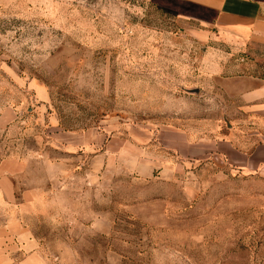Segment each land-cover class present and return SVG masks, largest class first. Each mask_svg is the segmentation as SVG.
Returning <instances> with one entry per match:
<instances>
[{"label":"rangeland","instance_id":"1","mask_svg":"<svg viewBox=\"0 0 264 264\" xmlns=\"http://www.w3.org/2000/svg\"><path fill=\"white\" fill-rule=\"evenodd\" d=\"M204 16L183 0H0V159L23 163L0 264H264V175L198 151L264 132L227 95L222 78L247 71Z\"/></svg>","mask_w":264,"mask_h":264},{"label":"crops","instance_id":"2","mask_svg":"<svg viewBox=\"0 0 264 264\" xmlns=\"http://www.w3.org/2000/svg\"><path fill=\"white\" fill-rule=\"evenodd\" d=\"M183 2L197 8L205 15L201 22L213 26L217 36L223 37L238 48V52L233 51L232 54H240L239 60L233 62L231 66L237 73L244 70L247 73L231 79L222 78L221 81L237 87L227 95L237 102L248 119L264 123V77H262L264 68L242 57L247 55V58L264 63V0H183ZM222 54L228 55L225 52ZM222 66L217 64V73L226 69L225 65ZM12 122V116L6 111H0V128L5 129ZM235 131L237 130H230ZM254 134L261 133L256 131L248 136ZM260 137L263 141L247 145L227 137L215 142H205L198 151L203 158H222L230 167L264 175V132ZM22 171L23 163L13 155L0 159V203L13 195V179Z\"/></svg>","mask_w":264,"mask_h":264}]
</instances>
